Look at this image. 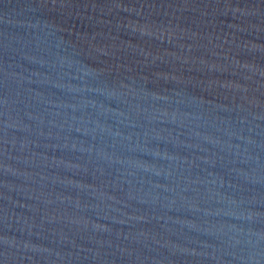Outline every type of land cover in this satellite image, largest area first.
I'll return each instance as SVG.
<instances>
[{"label": "water", "instance_id": "obj_1", "mask_svg": "<svg viewBox=\"0 0 264 264\" xmlns=\"http://www.w3.org/2000/svg\"><path fill=\"white\" fill-rule=\"evenodd\" d=\"M0 264H264V0H0Z\"/></svg>", "mask_w": 264, "mask_h": 264}]
</instances>
